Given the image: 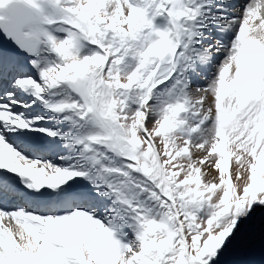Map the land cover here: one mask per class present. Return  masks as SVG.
I'll return each instance as SVG.
<instances>
[{"label":"snow or ice","instance_id":"snow-or-ice-1","mask_svg":"<svg viewBox=\"0 0 264 264\" xmlns=\"http://www.w3.org/2000/svg\"><path fill=\"white\" fill-rule=\"evenodd\" d=\"M0 36V264H228L264 219V0H0Z\"/></svg>","mask_w":264,"mask_h":264},{"label":"rangeland","instance_id":"rangeland-1","mask_svg":"<svg viewBox=\"0 0 264 264\" xmlns=\"http://www.w3.org/2000/svg\"><path fill=\"white\" fill-rule=\"evenodd\" d=\"M198 83L203 84L204 81L201 80ZM262 228H264V219L254 217L249 222L248 229L242 235L238 246L225 257L226 262L230 264L231 261L238 260L247 264H264V246L261 244Z\"/></svg>","mask_w":264,"mask_h":264},{"label":"water","instance_id":"water-1","mask_svg":"<svg viewBox=\"0 0 264 264\" xmlns=\"http://www.w3.org/2000/svg\"><path fill=\"white\" fill-rule=\"evenodd\" d=\"M0 47L3 48H12V45L2 36H0Z\"/></svg>","mask_w":264,"mask_h":264},{"label":"bare ground","instance_id":"bare-ground-1","mask_svg":"<svg viewBox=\"0 0 264 264\" xmlns=\"http://www.w3.org/2000/svg\"><path fill=\"white\" fill-rule=\"evenodd\" d=\"M234 2H235L236 4H243V3H247L248 0H234ZM199 82H200V81H199Z\"/></svg>","mask_w":264,"mask_h":264},{"label":"trees","instance_id":"trees-1","mask_svg":"<svg viewBox=\"0 0 264 264\" xmlns=\"http://www.w3.org/2000/svg\"><path fill=\"white\" fill-rule=\"evenodd\" d=\"M261 216H259V215H257V216H255V218H257V219H259Z\"/></svg>","mask_w":264,"mask_h":264}]
</instances>
